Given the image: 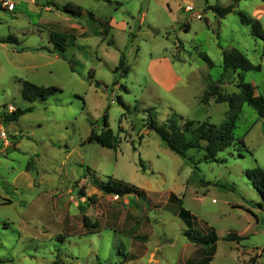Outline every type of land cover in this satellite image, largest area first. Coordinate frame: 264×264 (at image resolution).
Listing matches in <instances>:
<instances>
[{
	"label": "rangeland",
	"instance_id": "374dc122",
	"mask_svg": "<svg viewBox=\"0 0 264 264\" xmlns=\"http://www.w3.org/2000/svg\"><path fill=\"white\" fill-rule=\"evenodd\" d=\"M3 1L0 37L14 36L18 44L0 42V114L32 109L15 121L0 120L7 136L0 137V264L197 260L200 247L184 235L171 192L202 230L215 229L209 264H264V200L250 173L255 166L264 170V117L242 105L233 132L245 149L224 146L222 162H199L196 149L188 150L187 161L146 126L148 107L157 123L175 118L180 126L182 117L198 119L204 112L208 122L223 121L226 102L199 104L208 80L223 73V50L237 49L260 67L225 74L222 90L237 91L240 72L264 97L263 40L238 14L257 19L264 31V0H8L13 11ZM229 4L233 9L224 16L214 9ZM77 6L80 13L73 11ZM55 43L63 44L66 59L53 51ZM122 52L128 65L123 76L112 71ZM163 55L180 77L172 88L157 81L151 66ZM23 80L60 90L24 99ZM105 110L115 148L87 140L90 120ZM93 127L99 131L100 122ZM92 176L136 185L147 197H100ZM83 215L98 222L93 232L84 234ZM230 232L242 238L225 239Z\"/></svg>",
	"mask_w": 264,
	"mask_h": 264
},
{
	"label": "trees",
	"instance_id": "16d2710c",
	"mask_svg": "<svg viewBox=\"0 0 264 264\" xmlns=\"http://www.w3.org/2000/svg\"><path fill=\"white\" fill-rule=\"evenodd\" d=\"M237 1L239 0H234V2ZM71 5L72 3L70 4V7ZM214 9L219 16H224L232 11L233 5L229 4L223 7H215ZM73 11L80 13L79 6L75 7ZM238 14L242 23L250 25L251 34L256 38L263 40L262 56H264V31L260 22L257 19L248 17L242 11H239ZM185 28L187 29L188 25H185ZM0 42H12L18 44V40L14 36L0 37ZM54 48V52H56L63 59H66L63 44L55 43ZM202 58L209 64V66L213 65L212 61L206 54H202ZM68 63L70 64L71 70H73L69 60ZM259 67V65L252 64L249 59L237 49L223 50V73L220 79H223L227 73H234L237 69L249 70L259 69ZM112 71L117 75L118 73H121V76L127 73L128 65L126 64L124 52L120 53L118 62ZM237 76L239 77V81L237 82V91L230 93L225 92L219 85L220 79L217 81L208 80L200 98V101L203 104H208L212 100L216 103H227L228 108L225 112L226 117L220 123L198 121L183 117L181 118L183 119V122L180 126L175 118L170 119L165 123H157L154 117L150 114L151 107H148V118L146 122L147 128L154 130L171 151L179 154L187 161H191V158L186 156L188 150L190 149L202 151V155L198 160L199 162H222L224 159L218 157V153L226 145H233L237 143L245 149L246 145L244 139L242 137H236L233 132L236 118L238 117L244 103L251 106L259 117H264V97L261 95H255L254 87L250 83L244 82L243 76L240 72ZM116 81L117 78H114L112 83L114 84ZM122 88L127 91V87L125 85H122ZM59 90L60 89L54 85H37L28 80H23L21 95L24 99L33 100L37 97L48 98L50 95ZM116 99L123 109L126 111L129 109V105L123 102L120 96H117ZM31 109L32 108L30 106H27L25 108H15L10 112L3 111L2 114H0V120L15 121L25 112L31 111ZM97 122H100L101 124V129L99 131H96L93 127V125ZM90 124L92 127L87 136L88 141L97 142L106 147H116L117 135L108 124L106 110L98 120H90ZM139 163L142 165L141 160H139ZM193 164L194 170H196V162H193ZM88 170L89 169L87 168V171ZM250 173L254 177V187L264 200V170L260 166H255ZM91 181L98 190L106 194H116L118 196L135 194L138 197L146 196L144 189L112 177H109L105 182H101L92 176ZM221 186L229 187L225 184H221ZM168 200L177 204L176 214L186 225L184 235L190 242L200 247V251L198 252L202 254V256L197 260L188 258L186 260V264H209L213 255L216 240L218 238L215 229L207 227L205 230H202V228L197 225L196 216L181 205V200L173 192L169 194ZM82 225L85 228L84 234H87L93 232L94 230L92 229H96L98 227V222L91 221L88 216L83 215ZM241 238L242 236L233 232L228 233L225 237L227 240H240ZM206 249H208V251L205 253Z\"/></svg>",
	"mask_w": 264,
	"mask_h": 264
},
{
	"label": "crops",
	"instance_id": "0c3cea01",
	"mask_svg": "<svg viewBox=\"0 0 264 264\" xmlns=\"http://www.w3.org/2000/svg\"><path fill=\"white\" fill-rule=\"evenodd\" d=\"M13 10H10V11H13ZM7 11H9V10H7ZM152 65L154 66L155 70H157L159 73V75H157L158 77L156 76L157 81L162 86H164L165 88H172L173 85H175L179 81L180 77L175 72V70H174V68L170 62V58L168 56L163 55V56H160L158 58H153L151 60V66ZM163 69L168 72V76L164 75L163 72H161V71H163ZM199 104H201L203 107H205V104H202L200 102H199ZM209 118H210V114H208V112H204L201 115V117H199L198 119H194V120L207 121V120H209ZM95 191H96L97 195L100 197H104L105 195H107L106 193H103L102 191L98 190L97 188H95ZM128 196H131V194L122 195V197H124L126 199V201L128 200ZM146 197H147V194L144 198H146ZM108 199H110V198L108 197ZM123 203H125V202L123 201ZM123 217H124V219L126 218L125 216H123Z\"/></svg>",
	"mask_w": 264,
	"mask_h": 264
},
{
	"label": "built area",
	"instance_id": "2783aa9c",
	"mask_svg": "<svg viewBox=\"0 0 264 264\" xmlns=\"http://www.w3.org/2000/svg\"><path fill=\"white\" fill-rule=\"evenodd\" d=\"M3 5L9 11L14 9V3L11 1L4 0ZM9 109H12L11 106ZM10 111H12V110H10ZM0 137L5 140L7 138L6 133L4 131H0ZM114 197H115L114 199H117V195H114ZM149 264H154V263H149Z\"/></svg>",
	"mask_w": 264,
	"mask_h": 264
}]
</instances>
